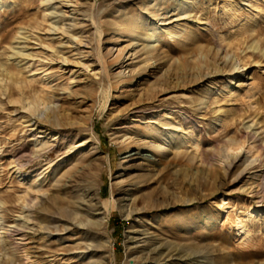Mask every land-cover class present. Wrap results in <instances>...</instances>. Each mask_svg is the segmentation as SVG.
<instances>
[{"label": "rangeland", "instance_id": "rangeland-1", "mask_svg": "<svg viewBox=\"0 0 264 264\" xmlns=\"http://www.w3.org/2000/svg\"><path fill=\"white\" fill-rule=\"evenodd\" d=\"M140 15L170 32L141 71L112 42ZM150 125L184 142L152 155ZM67 165L78 209L45 220ZM262 171L264 0H0V264H264Z\"/></svg>", "mask_w": 264, "mask_h": 264}, {"label": "bare ground", "instance_id": "bare-ground-1", "mask_svg": "<svg viewBox=\"0 0 264 264\" xmlns=\"http://www.w3.org/2000/svg\"><path fill=\"white\" fill-rule=\"evenodd\" d=\"M180 5V4H179ZM169 6L164 7L161 11H158V9H153L152 15L155 17L156 20L160 19H167V16H164V14L167 12V8ZM176 6L173 5V9H175ZM179 8V6H178ZM177 14V13H174ZM173 15V13H172ZM144 17L143 15H140L139 18L133 19L125 18L124 20H120V24L115 25L113 28L115 31V36H113V43H117L119 41H122L123 38L127 37L130 41L129 44L126 46H130V49H132V52L130 55H135L134 58H139V62L144 60V63L139 65V71H141L143 68L147 67L149 65V61H151L154 56L158 54V51L161 46H166L165 40L168 38V35L170 34L169 31L165 30L162 26H157L154 22H148L145 24H142ZM169 23V22H168ZM157 44H148L146 42H155ZM85 46V44H82ZM142 45L140 48L136 49V47ZM113 47H110V53L112 54ZM115 55L119 58L120 62H123V58L125 57L123 55L124 50L120 48H115ZM145 60L148 64L145 65ZM120 71L118 70V73ZM130 74H124L122 76L129 77ZM9 76V75H8ZM15 77L16 75L13 74ZM6 77V76H5ZM13 77V78H14ZM8 78V77H7ZM11 78V77H10ZM12 81L15 85L19 86L21 85V82L17 79H13ZM17 78V77H16ZM126 78V79H127ZM11 80V79H10ZM230 83H232L233 78H230ZM27 83V82H26ZM13 85V84H12ZM23 85V84H22ZM28 85V84H27ZM229 87V85H228ZM19 89V88H18ZM117 89V88H116ZM21 91V90H20ZM23 91V90H22ZM118 91V89H117ZM228 91H232L229 87ZM117 97V94L114 95ZM18 101V98H16ZM27 104L28 109L32 114H37L39 118L42 119L43 114L45 113L46 108V102L44 94L42 91H38L36 93H31L27 95ZM49 117V116H48ZM50 119H42L38 120V124L41 125L42 128H45L42 133L46 132L47 130H50L52 128L56 127V124L54 122L49 121ZM56 134H53L55 136ZM144 137L141 139H137V142H140L143 147L150 148L152 151V155L156 156H163L165 153L175 151L176 149H179L181 144L184 142L183 138L177 134L175 131H166V130H157L152 125L147 126L145 128V132L142 133ZM56 137H53L51 141L55 140ZM51 144H42L41 147L38 149L45 150L46 148L50 147ZM233 146V144H231ZM228 147V146H227ZM200 156H202L201 153H199ZM233 161H230L232 163ZM246 166H244L243 170H247L248 168H253L252 161L247 162ZM71 164V163H70ZM74 165V164H73ZM72 166V165H70ZM70 166H65L64 171L59 174L57 169L55 168L53 170V175L51 177V180H53V186L52 190L54 191V194L51 196H48V201H46V205H44V212L41 214L43 219L49 220L51 218L50 214L57 213L59 215V218L65 221L69 222V217L72 213V211H76L77 205L74 201H69L68 197L60 196L59 193L61 191L68 192L72 188V184L65 185L64 181L62 179L69 177L70 180L76 182V181H83L84 179L89 177V173L85 172L84 170L80 172L79 174H75L72 172V168ZM250 166V167H248ZM264 171L261 172L258 179H262V183H264V177L262 175ZM89 183L92 181H88ZM261 182V181H260ZM92 186V185H91ZM47 198V197H46ZM47 200V199H46ZM65 205V206H63ZM52 215V214H51ZM55 215V214H54ZM44 220V222H45ZM71 224V223H70ZM18 229V228H17ZM88 229V228H87ZM13 231V230H11ZM15 233V232H14ZM12 234V232H11ZM12 236V235H10ZM20 242V241H19ZM5 243V242H4ZM19 245L22 246V243L15 244L16 248L19 247ZM5 246V245H4ZM47 246V245H46ZM14 248V247H13ZM4 249V248H3ZM48 249H45L44 252H46ZM3 254V253H2ZM40 256H42V252L38 253ZM2 257V256H1ZM26 258V255H25ZM5 261V262H4ZM4 263L6 264H21L23 259L20 261L14 257H5Z\"/></svg>", "mask_w": 264, "mask_h": 264}]
</instances>
